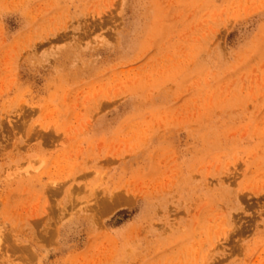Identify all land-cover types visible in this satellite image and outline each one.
<instances>
[{
	"label": "rangeland",
	"instance_id": "374dc122",
	"mask_svg": "<svg viewBox=\"0 0 264 264\" xmlns=\"http://www.w3.org/2000/svg\"><path fill=\"white\" fill-rule=\"evenodd\" d=\"M0 264H264V0H0Z\"/></svg>",
	"mask_w": 264,
	"mask_h": 264
}]
</instances>
